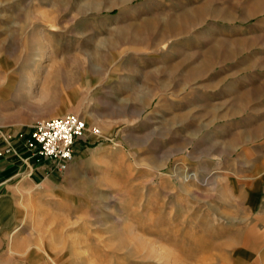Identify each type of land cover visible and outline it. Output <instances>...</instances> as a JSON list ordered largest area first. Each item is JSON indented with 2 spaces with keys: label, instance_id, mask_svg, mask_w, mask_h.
Instances as JSON below:
<instances>
[{
  "label": "rangeland",
  "instance_id": "rangeland-1",
  "mask_svg": "<svg viewBox=\"0 0 264 264\" xmlns=\"http://www.w3.org/2000/svg\"><path fill=\"white\" fill-rule=\"evenodd\" d=\"M65 113L13 192L33 264H264V0H0V123Z\"/></svg>",
  "mask_w": 264,
  "mask_h": 264
},
{
  "label": "crops",
  "instance_id": "crops-1",
  "mask_svg": "<svg viewBox=\"0 0 264 264\" xmlns=\"http://www.w3.org/2000/svg\"><path fill=\"white\" fill-rule=\"evenodd\" d=\"M27 130L0 123V264H33L16 235L18 221L13 192L23 183L43 186L57 173L48 160L30 156L22 148L19 133ZM8 144L14 146L18 154L4 153Z\"/></svg>",
  "mask_w": 264,
  "mask_h": 264
},
{
  "label": "built area",
  "instance_id": "built-area-1",
  "mask_svg": "<svg viewBox=\"0 0 264 264\" xmlns=\"http://www.w3.org/2000/svg\"><path fill=\"white\" fill-rule=\"evenodd\" d=\"M86 121L77 113L35 119L26 132H20L22 148L30 156L48 160L57 172L65 171L74 159V145L87 129ZM91 132L98 134L99 128ZM4 153L18 154V150L8 144Z\"/></svg>",
  "mask_w": 264,
  "mask_h": 264
}]
</instances>
